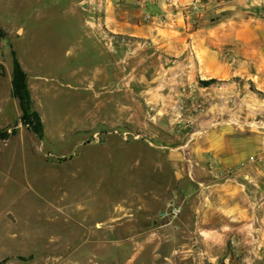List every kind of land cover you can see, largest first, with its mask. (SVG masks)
<instances>
[{
    "label": "rangeland",
    "instance_id": "rangeland-1",
    "mask_svg": "<svg viewBox=\"0 0 264 264\" xmlns=\"http://www.w3.org/2000/svg\"><path fill=\"white\" fill-rule=\"evenodd\" d=\"M263 53L264 0H0V264H264Z\"/></svg>",
    "mask_w": 264,
    "mask_h": 264
},
{
    "label": "trees",
    "instance_id": "trees-1",
    "mask_svg": "<svg viewBox=\"0 0 264 264\" xmlns=\"http://www.w3.org/2000/svg\"><path fill=\"white\" fill-rule=\"evenodd\" d=\"M212 82L213 79L200 81L204 87L209 86ZM10 86L11 96L17 100L21 112L19 121L38 138H42V124L38 114L32 109L30 92L27 85V74L22 70L15 58L12 60Z\"/></svg>",
    "mask_w": 264,
    "mask_h": 264
},
{
    "label": "bare ground",
    "instance_id": "bare-ground-1",
    "mask_svg": "<svg viewBox=\"0 0 264 264\" xmlns=\"http://www.w3.org/2000/svg\"><path fill=\"white\" fill-rule=\"evenodd\" d=\"M224 28V27H223ZM229 33V32H228ZM243 33V32H242ZM244 33H246V36H248L249 37V34L247 33V31H244ZM240 35H241V33H240ZM245 36V35H244ZM224 41V40H223ZM248 42V41H247ZM246 45V48L247 47H250V48H255V46L257 45V42H254V40H252V39H250L249 40V42L247 43V44H245ZM251 50V49H250ZM247 53H249V54H251V55H253L254 53L252 52V51H249L248 49H246L245 50ZM255 51V50H254ZM260 53H262V52H260ZM264 54V53H263ZM258 55V54H257ZM256 56V55H255ZM254 56V57H255ZM251 58V57H250ZM252 60H255V59H252ZM260 60V59H259ZM258 60V61H259ZM256 61V60H255ZM261 61V60H260ZM262 61H264V60H262ZM262 61H261V63H262ZM250 62V61H249ZM223 66V65H222ZM209 73V72H208ZM254 159V158H253Z\"/></svg>",
    "mask_w": 264,
    "mask_h": 264
},
{
    "label": "built area",
    "instance_id": "built-area-1",
    "mask_svg": "<svg viewBox=\"0 0 264 264\" xmlns=\"http://www.w3.org/2000/svg\"><path fill=\"white\" fill-rule=\"evenodd\" d=\"M179 213V209H172L169 211V215L176 216Z\"/></svg>",
    "mask_w": 264,
    "mask_h": 264
},
{
    "label": "crops",
    "instance_id": "crops-1",
    "mask_svg": "<svg viewBox=\"0 0 264 264\" xmlns=\"http://www.w3.org/2000/svg\"><path fill=\"white\" fill-rule=\"evenodd\" d=\"M260 236H261L260 238H261V240H262V239L264 238V233H262ZM251 241H252V240H251ZM249 243H251V242L249 241ZM260 244L263 245L262 242H261ZM263 254H264V249H263Z\"/></svg>",
    "mask_w": 264,
    "mask_h": 264
},
{
    "label": "flooded vegetation",
    "instance_id": "flooded-vegetation-1",
    "mask_svg": "<svg viewBox=\"0 0 264 264\" xmlns=\"http://www.w3.org/2000/svg\"><path fill=\"white\" fill-rule=\"evenodd\" d=\"M10 88H11V86H10Z\"/></svg>",
    "mask_w": 264,
    "mask_h": 264
}]
</instances>
